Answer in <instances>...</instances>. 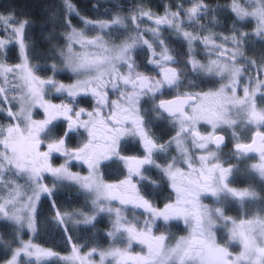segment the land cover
<instances>
[{
	"label": "snow or ice",
	"instance_id": "obj_1",
	"mask_svg": "<svg viewBox=\"0 0 264 264\" xmlns=\"http://www.w3.org/2000/svg\"><path fill=\"white\" fill-rule=\"evenodd\" d=\"M163 7L93 21L63 0L51 63L27 19L0 14V264H264V195L252 187L264 189V51L248 57L264 49V0ZM241 176L249 187L234 186ZM73 188L85 207L67 211L57 200ZM45 202L69 255L35 242ZM102 216L108 247L74 239Z\"/></svg>",
	"mask_w": 264,
	"mask_h": 264
},
{
	"label": "trees",
	"instance_id": "obj_2",
	"mask_svg": "<svg viewBox=\"0 0 264 264\" xmlns=\"http://www.w3.org/2000/svg\"><path fill=\"white\" fill-rule=\"evenodd\" d=\"M73 4L86 19L97 20L105 19L107 16L115 15L117 11L121 15H128V8H130L134 3L142 2L146 8H150L152 11L157 12L162 15L164 13L163 5L168 3H175L176 0H72ZM188 0H185L187 4ZM225 0H208V3L215 6L217 3L223 4ZM120 3L124 6V10L114 9L111 7L112 4ZM99 7H96V6ZM12 13L17 19L24 20L27 19L29 27L27 29L26 38L33 48L34 53H40L42 56H48V62H53L51 57L53 53L50 49L62 48L64 47L61 41L57 44L55 40H49L48 37L51 33L55 32L57 36H61L64 32L63 27L59 21V17L63 13V0H0V14ZM221 25L225 24L224 15L220 16ZM202 23H207V20L202 21ZM73 26L78 29H82L84 25L81 20L74 18L72 20ZM228 26H230L231 21H227ZM223 28H216L213 31L219 33L223 31ZM168 35L167 32L164 33ZM170 47L176 52L183 53L185 48L181 45L175 37H170ZM264 51L261 49L259 43L254 45L253 49L249 51V59H258ZM9 63L14 64L18 62L17 50H13L12 54L9 56ZM34 63L42 61H33ZM59 65V61H55ZM62 67V65H61ZM59 78L62 82H71V74L68 72H61ZM87 100L88 98H81ZM79 106L88 108L89 103H81ZM160 131L159 129L157 130ZM75 143V140L73 141ZM228 149H225V151ZM131 154H134L131 153ZM106 178L110 181L115 180L119 176V171L116 168L109 169L106 173ZM240 182L234 186L237 188H247L249 187L248 178L246 176H241L239 178ZM252 187L260 195H264V189L261 188L258 182H254ZM168 192H162L160 194V201H164L167 197ZM59 199L57 203L62 209L67 211L80 210L85 207V200L83 195L76 193L73 189L71 190H61L59 194ZM234 205V204H233ZM162 207L163 204L160 203ZM232 210L228 214L232 216H239V211L236 209L235 205L231 206ZM254 211V209H253ZM42 216L40 217L38 236L35 242L41 247L50 248L61 255L68 254L70 252V246L65 244L58 232L50 229V226L45 223L46 220L51 219V213L48 210V204L43 203L41 208ZM109 222L105 217L98 218L96 227L90 228V226L79 225L77 228L73 229L74 239L80 244H85L87 241L91 240L93 236L96 237L97 242L101 247H108L105 242L104 233L107 232ZM87 250V249H85Z\"/></svg>",
	"mask_w": 264,
	"mask_h": 264
},
{
	"label": "rangeland",
	"instance_id": "obj_3",
	"mask_svg": "<svg viewBox=\"0 0 264 264\" xmlns=\"http://www.w3.org/2000/svg\"><path fill=\"white\" fill-rule=\"evenodd\" d=\"M164 14V13H163ZM162 14V15H163ZM96 33L95 32H93V33H91V35H95ZM198 51H200V56L198 57V58H200L201 59V61L202 62H207L206 60H204L203 59V57H204V53H203V51L201 50V49H198ZM11 64V63H10ZM15 64V63H14ZM69 73V72H68ZM69 74H71V73H69ZM72 82V81H71ZM71 82H63V83H71ZM55 102H59V100H57V101H55ZM228 150H226V152H227ZM73 171H77V172H79V171H81V168H80V166H77V167H75V168H73ZM84 174H86V173H84ZM73 190L76 192V193H78L76 190H75V188H73ZM84 197V196H83ZM235 205V207H236V209L239 211V216L238 217H240L241 215H242V213H241V211H240V209H239V206L238 205H236V204H234ZM234 205H230V207L231 206H234ZM230 215V214H229ZM230 216H232V215H230ZM103 217V216H102ZM232 217H235V218H238V217H236V216H232ZM101 218V217H100ZM106 219H107V217H105ZM108 220V219H107ZM108 222H109V220H108ZM175 223V222H174ZM83 226H86V225H83ZM179 227L180 228H183V225L181 224V225H179ZM171 232H172V234L173 235H175V236H179V235H184V234H186V232H183V231H178L176 228H173V229H171ZM70 254V252L68 253V254H64V255H69Z\"/></svg>",
	"mask_w": 264,
	"mask_h": 264
}]
</instances>
